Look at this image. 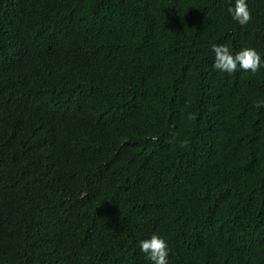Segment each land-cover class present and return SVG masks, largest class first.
Segmentation results:
<instances>
[{
	"label": "trees",
	"instance_id": "obj_1",
	"mask_svg": "<svg viewBox=\"0 0 264 264\" xmlns=\"http://www.w3.org/2000/svg\"><path fill=\"white\" fill-rule=\"evenodd\" d=\"M247 4L241 26L235 0H0V264H152L153 234L168 264H264ZM214 43L260 69L216 70Z\"/></svg>",
	"mask_w": 264,
	"mask_h": 264
},
{
	"label": "clouds",
	"instance_id": "obj_2",
	"mask_svg": "<svg viewBox=\"0 0 264 264\" xmlns=\"http://www.w3.org/2000/svg\"><path fill=\"white\" fill-rule=\"evenodd\" d=\"M232 18L241 26H246L252 20V12L247 0H235L234 7L229 8ZM215 53L213 67L220 72L233 73L239 69L245 72L256 73L261 65L262 58L259 51L254 47H245L235 54L226 44H212ZM256 107L264 106V101L257 102ZM194 118V117H190ZM155 141L158 137L153 136ZM140 250L147 254L152 264H168V242L158 234H153L150 239L139 241Z\"/></svg>",
	"mask_w": 264,
	"mask_h": 264
}]
</instances>
